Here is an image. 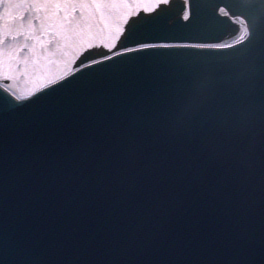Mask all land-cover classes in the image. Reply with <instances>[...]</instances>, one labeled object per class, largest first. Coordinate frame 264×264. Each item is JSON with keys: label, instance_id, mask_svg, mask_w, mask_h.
<instances>
[{"label": "water", "instance_id": "95a60500", "mask_svg": "<svg viewBox=\"0 0 264 264\" xmlns=\"http://www.w3.org/2000/svg\"><path fill=\"white\" fill-rule=\"evenodd\" d=\"M184 9L29 97L0 80V264H264V0Z\"/></svg>", "mask_w": 264, "mask_h": 264}, {"label": "rangeland", "instance_id": "374dc122", "mask_svg": "<svg viewBox=\"0 0 264 264\" xmlns=\"http://www.w3.org/2000/svg\"><path fill=\"white\" fill-rule=\"evenodd\" d=\"M161 0H112L92 5L80 21L41 30L38 39L10 40L5 44L0 78L11 77L20 96H28L67 74L85 47L110 49L121 35L130 14L151 10ZM135 12V13H137ZM81 27L83 31L81 32Z\"/></svg>", "mask_w": 264, "mask_h": 264}, {"label": "snow or ice", "instance_id": "6c2138e0", "mask_svg": "<svg viewBox=\"0 0 264 264\" xmlns=\"http://www.w3.org/2000/svg\"><path fill=\"white\" fill-rule=\"evenodd\" d=\"M112 0H0V62L10 40L41 37V30L74 24L92 5Z\"/></svg>", "mask_w": 264, "mask_h": 264}, {"label": "bare ground", "instance_id": "6f19581e", "mask_svg": "<svg viewBox=\"0 0 264 264\" xmlns=\"http://www.w3.org/2000/svg\"><path fill=\"white\" fill-rule=\"evenodd\" d=\"M237 23H240V24H238L239 33L237 34V36H235L231 39H226L225 41L219 43L218 44L219 46H228L230 44L237 43L246 36L245 26L243 25V23H241L240 21H237Z\"/></svg>", "mask_w": 264, "mask_h": 264}]
</instances>
